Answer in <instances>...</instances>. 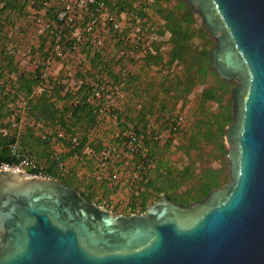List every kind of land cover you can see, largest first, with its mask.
<instances>
[{
  "label": "water",
  "instance_id": "1",
  "mask_svg": "<svg viewBox=\"0 0 264 264\" xmlns=\"http://www.w3.org/2000/svg\"><path fill=\"white\" fill-rule=\"evenodd\" d=\"M231 91L229 183L189 207L163 194L113 214L58 179L0 171V264H264V0H184Z\"/></svg>",
  "mask_w": 264,
  "mask_h": 264
},
{
  "label": "trees",
  "instance_id": "2",
  "mask_svg": "<svg viewBox=\"0 0 264 264\" xmlns=\"http://www.w3.org/2000/svg\"><path fill=\"white\" fill-rule=\"evenodd\" d=\"M96 1H104L114 11L125 13L131 20L136 17L140 21L144 42H148L150 35L154 34L155 40L150 41V48L146 49L140 66L157 68L159 72L167 75V78L159 83H148L149 85L142 89L139 85L142 82L139 74L131 75L126 70L125 77L122 76V69H125L129 63L134 65L137 62L124 56L123 52L128 47L112 31L109 34L116 41L114 48L121 52L119 61L107 60L101 52L102 49L94 50L92 48L94 51H92L93 55L89 61L91 70L94 72H89L90 76L97 80L102 73H105L112 85H121V91L125 90L128 95V103L125 104L122 111L112 107L109 116L115 117L121 114L123 121L118 120L119 133L117 137L106 143L121 146L122 142L126 140L124 133L131 131L142 139L145 146L143 153L129 159V165H131L134 174L129 182L132 183L135 180L132 187L135 184L138 187L136 194L132 195L128 203V210L124 213L127 215L143 213L148 207L147 202L150 199L153 202L156 201L162 194L181 207H189L195 202H200L212 190L220 188L224 184L225 176L222 170L201 167L199 173H196V168L192 165L183 166L180 169L173 167L170 161L165 158L164 153L167 152L168 145L174 142L173 135L178 134L181 129L172 131L171 136H168L164 144L160 145L157 138L158 133L149 130L150 122L147 116L156 114L158 121L162 122L161 125L169 132L170 127L175 126L178 115L166 116L170 112L167 101L168 103L169 100H175L176 103L179 100L183 102L196 85L205 84L211 78L213 83L199 96V106L204 107L207 103H216L219 109L217 113L209 115L206 113L207 116L204 119L196 121L188 139L186 153L199 149L202 143H215L217 150L224 154L222 138L226 133V127L232 120V108L223 105V100L225 96L231 94L235 84L232 81H221L210 67L209 54L214 46V41L203 29L202 24L201 26L197 24L199 17L184 0H177L172 7L166 6V2L170 0ZM45 2L49 5L44 6ZM28 7H31L35 12L44 10L45 15L51 19V24L57 26L55 17L60 7L59 0H0V36L8 37L4 28L10 27L12 30L14 17L21 18L27 15ZM147 9L154 10L163 21L161 27L157 28L154 23H150L151 21L146 17ZM134 23L133 19L131 24ZM1 29H3V33H1ZM68 34V30L65 31L67 37H69ZM195 39H203L205 43L202 46H197ZM88 47L85 46V48ZM165 50L167 51L163 54L162 52ZM9 54L11 53L8 51L0 54V57L4 58L0 62V165H16L22 157H29L38 166H44L45 173L49 178L58 179L65 185L75 188L89 202L99 204L104 199L107 200L118 186L117 180L111 179V171L108 170L113 161L112 157L108 159L106 169L99 161L100 165L97 170L93 164L94 160L97 161V156L88 160L89 154L85 153V149H90L96 155L106 150L103 145L105 142L102 140L99 142L96 139L90 141L91 132L101 118L98 116L95 105L89 101L90 85L88 80H78L81 82L78 90L73 94L71 91L70 93L66 92L63 99L60 97L65 100V103L61 107H57L43 86L52 85L54 88L58 86L61 88V86L55 85V81L50 78L46 83L41 78V67L33 73L20 71ZM166 54L167 59L164 58ZM117 63L120 64L119 72L114 70V65ZM177 65L182 67L179 74L173 70ZM12 74L15 75V79L11 78ZM59 78L61 81L63 80L60 76ZM38 86L42 88V91L36 96L34 90ZM52 94L59 95L57 91ZM162 94L165 96L164 99H162ZM19 98L25 99L22 111L29 117L27 126L22 130L17 128L19 119L10 118ZM72 99L76 101L70 103ZM137 99L139 101L133 108L131 104ZM14 102L16 104L10 106ZM37 123H42V127L37 128ZM6 130L8 131L5 132ZM59 132L62 133L61 136L58 135ZM73 139L76 142H73ZM55 142L62 143L68 150L63 156L56 154L53 150ZM11 144L16 145L20 157L16 158L10 155L9 146ZM123 152L120 149V154L125 155ZM67 158L75 159L78 162L76 165H81V161L89 163L90 172L95 170L96 174L108 171V178H102V173H100L99 179L84 173L82 179L79 180L75 177V170L71 171L72 177L70 175L68 178L60 177V171L63 170L62 162ZM186 185L189 187L183 190ZM100 194L102 200L97 201L96 197Z\"/></svg>",
  "mask_w": 264,
  "mask_h": 264
},
{
  "label": "rangeland",
  "instance_id": "3",
  "mask_svg": "<svg viewBox=\"0 0 264 264\" xmlns=\"http://www.w3.org/2000/svg\"><path fill=\"white\" fill-rule=\"evenodd\" d=\"M176 2L177 0H170L169 2H166V6L172 7L176 4ZM146 17H148L151 21L150 23H154L157 28L163 25V21L156 15L154 10L147 9ZM50 20L51 19L45 15L44 10L35 12L31 7H28L27 15L21 18L14 17V28H12V30L10 29V27L4 28V31L8 33V37L2 35L0 36V54L4 53V51L10 52L11 54H9V56H11L20 71L33 73L34 71L39 69L42 60L45 58V53L47 51H51L55 40L58 38L55 37V30L57 29L56 25L51 24ZM197 24L201 26L200 18H198ZM82 26V22H79L78 28L81 29ZM1 33H3V29H1ZM101 36H105L104 44L109 45L110 43H108V41H111L112 35L102 32ZM204 43L205 41H203V39H195V44L197 46H202ZM62 50L68 53V57L70 56V53L68 52V45H62ZM86 51L90 52L91 49L85 48V45H82L80 47L81 54L85 53ZM166 51L167 50L163 51L162 53L165 54ZM164 58H168L167 54L164 56ZM3 60L4 58L0 57V62ZM57 62L58 60L54 59V63H51L52 65L50 64L51 66L49 65L48 68L50 67V70H53ZM81 62V67L83 70L82 73H79L80 75H77V78H79V80L81 81H85L90 79L91 76L89 74V71H87V63L84 60ZM67 65L68 67H70L71 65H73V63H71V61H68ZM173 70L177 74H179L182 70V67L180 65H177L175 69L173 68ZM151 72L152 77L160 74V79L164 80L167 78V75L165 73H160L156 70H151ZM53 77L57 76L53 75L51 71V74L47 79H53ZM11 78L15 79V75L12 74ZM232 82H234L235 86L238 84L236 81ZM211 83H213V80L209 78L208 82H206L205 84L196 85L183 102L182 100H179L177 103L175 102V100H169V103L167 101V107L168 109H170V112H168L166 116L170 117L171 115L176 114L181 115L183 121L181 131H179V133L177 132L178 134L173 135L172 139L174 142H171L168 145L167 152H165L164 155L165 158L170 161L171 165L177 169H180L183 166L192 165L194 166V168H196V173H199V168L201 167H210L214 170H222L223 175L225 176L224 184L221 186L223 187L224 185L229 183V164L225 157L228 146L224 142V137L222 138V142L224 145V154H221V152L217 150L215 143H202L199 149L191 150L189 151V153H186L188 139L192 133V129L196 121L204 119L209 114H215L218 112L219 108L216 103H207L204 107L199 106V96L203 91L207 89V87ZM34 92V95L36 96L40 94L37 88L34 90ZM162 96V99H164L165 96L163 94ZM17 100V106L13 108V112L10 118H18L19 123L17 128L22 130L23 128H25V126H27L26 123L27 121L29 122V117L22 111V107L25 105V99L19 98ZM15 104L16 102L11 103L10 106H13ZM223 105L232 108V100L230 94L224 97ZM206 113L208 114L206 115ZM147 118L150 122L149 130L154 131V133H158L159 143L160 145H163L164 141L168 136L170 137L171 134L168 133V131L166 130L167 128H164L163 125H161L162 122L160 123V121H158V116H156V114L149 115ZM7 131L8 130H6L5 132ZM15 131L18 132L17 129H15ZM53 150L56 152V154H61L62 156L68 151L60 142L54 143ZM126 158L128 159L125 161L129 163V159L131 157L126 156L125 159ZM62 163L63 170L60 171V177L68 178L69 175L70 177H72V170H75V177L79 180L82 179L81 177L82 175H84V173L96 176L97 179H99V177L101 176L100 173H106L99 171L100 173L96 174L97 171L95 170L90 172L91 167H88L90 165L89 163L87 164L84 161H81L82 166L80 164L76 165V163L78 162L73 158H67ZM125 167L126 170H123L121 173H119L120 171L116 169L117 167H115V170L117 172L116 182H118V186H116L117 189L114 193L111 194L109 198H107V200L104 199V201H101L98 204L107 207L113 214L127 215L124 212L128 210V203L130 202L132 195H135L137 191V184L132 187V184L135 183V180L132 183L129 182L131 181V176L134 175L133 170L131 169V165L127 164L125 165ZM106 178H108V175L106 176ZM187 187H189V185L183 187V190L187 189ZM101 198L102 197L100 194L96 197V200L100 201L102 200ZM152 203V199L147 202L148 206Z\"/></svg>",
  "mask_w": 264,
  "mask_h": 264
},
{
  "label": "built area",
  "instance_id": "4",
  "mask_svg": "<svg viewBox=\"0 0 264 264\" xmlns=\"http://www.w3.org/2000/svg\"><path fill=\"white\" fill-rule=\"evenodd\" d=\"M60 7L57 10L55 22L57 23L55 30V37H58L51 49L47 51L45 58L41 62L42 68L41 78L48 81V66L54 62L65 61L66 58H70L71 62L82 71L81 61L82 54L80 47L82 45L89 46L94 50H99L104 46L103 36L101 33L109 34L111 31L116 33L120 40L125 44L128 49L123 52L124 56L129 57L137 64L142 62L145 56L146 49L150 48V41L155 40L154 34L150 35V40L144 42V37L141 30L140 21L133 17L134 24H131V18L125 13L114 11L104 1L96 0H59ZM44 6H48L49 3H44ZM82 22V28H78V23ZM55 25V24H54ZM69 32V37L65 35V31ZM74 32V33H73ZM73 33V35H72ZM71 34V37H70ZM67 43V44H66ZM62 45H68L70 56L68 57L66 52L62 50ZM51 66V65H50ZM126 68L121 70V75L125 77ZM53 80V79H52ZM55 85L61 84L59 77H56ZM90 85L89 101L95 105L98 116L100 118L110 115L112 107L121 98V85H112L111 81L102 73L96 80L88 81ZM81 82L77 83L79 87ZM42 90V89H41ZM182 117L178 115L175 120V126L170 127L169 134L176 129H181ZM37 128L42 127V123L36 124ZM62 135L61 132L58 133ZM125 141L121 146L111 145L99 155L94 154L91 150L85 149V153L91 157L97 156L103 167L108 165V159L112 157L113 161H117L121 158L120 149L124 151L127 157H133L145 151V146L136 134L131 131L124 133ZM158 138V136H157ZM73 142H76L73 139ZM10 155L16 158L20 157L15 144L9 146ZM17 171L24 173V176L30 179H47L49 178L43 165L38 166L29 157H22L20 162L16 165L2 164L0 165V171ZM111 179L117 180V172L115 168L111 170Z\"/></svg>",
  "mask_w": 264,
  "mask_h": 264
},
{
  "label": "crops",
  "instance_id": "5",
  "mask_svg": "<svg viewBox=\"0 0 264 264\" xmlns=\"http://www.w3.org/2000/svg\"><path fill=\"white\" fill-rule=\"evenodd\" d=\"M151 26V25H150ZM105 37V36H104ZM103 37V40H104ZM107 40V39H106ZM115 39L111 38V41H108V43H110L109 45L104 44L105 46H103V48H101V52H103V56H105V58L107 60L113 59L114 61H119V57H121V52H118L114 46H115ZM105 43V42H104ZM89 48V47H88ZM91 51H86L85 53H82V61L84 60L87 63V71H89L90 73H93L94 71L91 70V65H90V58L93 55L94 51L92 48H90ZM46 52V51H45ZM46 55V53H45ZM132 60V59H131ZM71 61L70 58H66L65 61H58L55 64V67L53 68V70H50V67L48 68V74H52L57 76V77H61L63 80L61 81V84H59L61 86V88H54L52 85L47 86L44 85V89H46V91L48 92V95L51 96V101L55 102L57 105V107H61L63 105V103H65V100H62L64 98V96L66 95L65 93L68 92L73 94V92L78 90V86L77 83H79L80 81L79 78H77V75L82 71H80L78 68H76V66L73 64L70 67H68L67 62ZM54 63V62H53ZM72 63V62H71ZM82 63V62H81ZM142 64V63H141ZM141 64H131L129 63L125 68L127 69V71L129 72V74L131 75H140V79H142V82L139 84L140 88H146V85H149L148 83H159L162 79H160V74H158L155 77H152V72L151 70H157V68H152V67H142L140 66ZM52 65V64H51ZM119 66L120 64L117 63L116 65H114V70L115 72H119ZM91 70V71H90ZM159 72V71H158ZM162 73V72H160ZM59 74V75H58ZM162 75V74H161ZM56 77H53V80ZM94 80V78L90 77V79H88V81ZM46 83H48V81H46ZM39 93L42 91L41 87H37ZM58 92L59 95H53L52 92ZM121 92V98L118 100V102L116 104H114V107H116L118 110L122 111L123 108L125 107V104L128 103L127 100V93L124 91H120ZM35 93V92H34ZM171 95V94H170ZM62 99H61V98ZM75 99H72L70 101V103L75 102ZM139 100H135L134 103L131 104V106H135L136 107V103ZM135 104V105H134ZM133 107V108H135ZM139 107V106H138ZM121 116V118H119ZM148 117V116H147ZM120 119V120H119ZM118 120L119 121H123V117L122 115H118L115 117H111V116H106V117H102L101 119H99V122L97 124V126L95 127V129L91 132V137H90V141L96 139L98 142L102 140L103 145L107 148L108 146H111V143H106L109 142L110 140H112V138L117 137L118 133H119V129H118ZM102 145V146H103ZM90 150V149H87ZM124 153V152H123ZM125 157L126 155H121V158L117 161H112L110 163V166L108 167V170L111 171L112 168L117 167L116 169H118L121 173L123 170H126L125 165L129 164L125 161ZM91 156L88 155V160H90ZM99 159H97V161H93L94 164V168L95 169H99ZM125 161V162H124ZM107 167V166H106ZM105 167V169H106ZM108 175V171L106 173L103 174V177L106 178V176Z\"/></svg>",
  "mask_w": 264,
  "mask_h": 264
}]
</instances>
